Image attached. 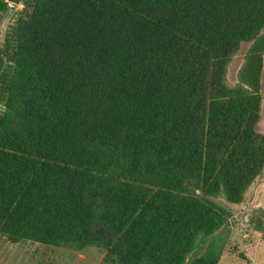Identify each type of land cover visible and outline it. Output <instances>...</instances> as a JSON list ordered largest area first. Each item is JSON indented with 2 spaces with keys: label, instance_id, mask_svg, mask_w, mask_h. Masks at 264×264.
Returning <instances> with one entry per match:
<instances>
[{
  "label": "trees",
  "instance_id": "trees-1",
  "mask_svg": "<svg viewBox=\"0 0 264 264\" xmlns=\"http://www.w3.org/2000/svg\"><path fill=\"white\" fill-rule=\"evenodd\" d=\"M24 2L0 46V236L217 264L224 203L264 166V0Z\"/></svg>",
  "mask_w": 264,
  "mask_h": 264
},
{
  "label": "rangeland",
  "instance_id": "rangeland-1",
  "mask_svg": "<svg viewBox=\"0 0 264 264\" xmlns=\"http://www.w3.org/2000/svg\"><path fill=\"white\" fill-rule=\"evenodd\" d=\"M0 12V46L3 48L12 27L24 15V0H6ZM252 44L242 45L227 67L226 81L240 84V74L248 62ZM263 57V56H262ZM260 92V88H259ZM262 97V95H261ZM3 107L0 105V111ZM256 131L264 136L262 104ZM224 203L223 200H221ZM230 210L228 231L221 233L222 252L217 264H264V166L247 187L240 203L225 204ZM105 252L97 248L75 251L41 246L31 242L10 244L0 236V264H102ZM107 264V263H103Z\"/></svg>",
  "mask_w": 264,
  "mask_h": 264
},
{
  "label": "crops",
  "instance_id": "crops-1",
  "mask_svg": "<svg viewBox=\"0 0 264 264\" xmlns=\"http://www.w3.org/2000/svg\"><path fill=\"white\" fill-rule=\"evenodd\" d=\"M259 88L262 95V112H264V55L262 57V66L259 76Z\"/></svg>",
  "mask_w": 264,
  "mask_h": 264
}]
</instances>
